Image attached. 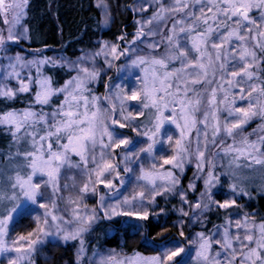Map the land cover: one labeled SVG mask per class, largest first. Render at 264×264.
<instances>
[{
	"label": "snow or ice",
	"instance_id": "6c2138e0",
	"mask_svg": "<svg viewBox=\"0 0 264 264\" xmlns=\"http://www.w3.org/2000/svg\"><path fill=\"white\" fill-rule=\"evenodd\" d=\"M28 4L0 0L5 25L0 28V98L34 96L28 107L0 114L15 149L5 156L10 169L0 171V261L35 264L38 249L77 241L74 264H264V221L257 223L249 214L232 218L240 215L238 199L250 197L238 182L240 172L259 166L264 174V0H137L127 10L140 19L130 40L118 37L123 47L101 40L96 50L75 60H26L15 51L30 39ZM96 7L107 27L111 6L96 0ZM45 65L66 69L69 78L54 86L42 72ZM23 68H35L36 77L29 72L22 78L17 69ZM113 69L115 80L108 75ZM102 74L108 95L101 98L89 85ZM7 79L18 87L4 83ZM255 119L257 128L245 134ZM186 165L195 172L185 188ZM73 168L84 177L81 197L97 194L101 185L105 192L92 208L68 197L66 215L59 203L60 180L62 170ZM221 176L229 181L227 193ZM177 196L179 238L162 236L154 242L157 254L118 259L114 250L109 255L93 250L88 255L84 236L101 220L139 234L144 222L159 215L153 211L160 207L158 198ZM213 209L224 212V224L195 231ZM28 219L32 230L13 238Z\"/></svg>",
	"mask_w": 264,
	"mask_h": 264
},
{
	"label": "trees",
	"instance_id": "16d2710c",
	"mask_svg": "<svg viewBox=\"0 0 264 264\" xmlns=\"http://www.w3.org/2000/svg\"><path fill=\"white\" fill-rule=\"evenodd\" d=\"M107 1L111 6L113 19L110 27L104 29L100 23L102 19L95 0H29L25 23L29 29L30 39L29 43L23 45L33 50L45 48L48 53L56 52L66 58L74 59L93 48L100 38L116 40L121 35H125L126 40H130L135 33L136 14L128 11L127 6L135 4L136 0ZM2 24L3 21L0 19V28ZM121 43L122 47L123 42ZM64 75L62 70H59L54 81L61 82ZM98 90L104 91V88ZM32 102V98L28 95L19 96L14 101L0 99V114L10 109H24ZM10 139L6 128L0 127V160L2 161L6 160L5 156L9 150L14 149L13 146L9 148ZM158 201L165 213L159 216L160 219L158 216H151L149 221L144 222L139 234L127 229L126 226L121 227L102 220L90 236L89 240L93 244L91 246L119 245L118 240L122 238L124 248L130 253L156 254L158 249L154 247V242L159 241L162 236L179 238L177 230L170 221L175 203L169 198L166 201L163 199ZM257 209L264 217V197L259 198ZM164 215L166 216L163 225L167 226L166 229L160 224ZM29 221V219L23 221L18 225V229L27 231ZM110 231L113 236L108 238ZM63 258L70 259L67 248H61L51 255L50 261L39 259L37 264H61Z\"/></svg>",
	"mask_w": 264,
	"mask_h": 264
},
{
	"label": "rangeland",
	"instance_id": "374dc122",
	"mask_svg": "<svg viewBox=\"0 0 264 264\" xmlns=\"http://www.w3.org/2000/svg\"><path fill=\"white\" fill-rule=\"evenodd\" d=\"M136 2H137V0H136ZM136 2H135V4H136ZM166 2H167V0H166ZM107 3L109 4L108 1H107ZM95 4H96V0H95ZM135 4H132V6H135ZM100 15H101V19H102L101 11H100ZM111 15H112V12H111ZM9 19H11V17H9ZM25 19H26V17H25ZM139 19H140V17L136 15V19L134 21L135 32L137 29V23L136 22ZM111 24H112V21L110 22V24L107 27L103 26V28L108 29ZM3 27H5L4 24H2V28ZM26 27H27V25H26ZM101 40L109 41V42L117 43V44L121 43V41L118 38L116 40H110L107 38H100L98 41H101ZM23 43H26V44L29 43V39L22 41L20 43V46L15 48V51L19 52L22 56H24L26 60H32L34 58H40L41 56H46V57L53 58V59H56L58 57L63 56L62 54H57L56 52L48 53L47 49H45V48L36 49V50L28 49L23 45ZM97 48H98V44L96 43V45L93 48L85 51L83 54H85L87 52L94 51ZM160 51H163V47H161ZM63 57H66V56H63ZM75 59L76 58H74L72 60H75ZM121 62H123V58H121V61H118L117 64H119ZM4 63H6V62H4ZM101 64H102V57L97 58V66H100ZM17 70L20 71L22 78H26L27 75L29 74V72L31 73L32 77H34V78L36 77L35 68H31V69L23 68V69H17ZM59 70H62V72L65 75H64L63 80L61 82H55L54 79H55ZM42 72L45 75L50 76L52 78L54 86L62 85L63 82L69 78V73L67 72L66 69H60L57 67H53L52 65L43 66ZM74 74L75 73H72V75H74ZM108 75L111 76L113 78V80H115L117 78V73L115 72V69L110 71L108 73ZM3 76H4V72L2 70H0V78H2ZM57 78L60 81V76ZM3 82L10 85L13 88L18 87V83L15 79H7V80H4ZM106 83H107V80L102 74L101 79L96 83L90 84L89 87L92 90L94 95L102 98L105 95H108V92L106 91V88H105ZM98 88H104V91H99ZM33 89H35V85H33ZM27 95L30 96L32 98V100H34V96L31 92L20 94L17 97L27 96ZM0 99H3V98H0ZM27 100L29 101L30 99L28 98ZM7 101H10V100H7ZM99 103H100L102 108L108 107V102L103 100V99H101L99 101ZM239 106H242V102L237 100V107H239ZM44 110L48 111L49 109L45 108ZM222 115H226V114H222ZM259 123H260V121L258 119L250 121L249 124L246 126L245 134L252 132L253 129L257 128ZM0 127H3V126H0ZM7 132H8V130H7ZM133 135H134V133H133ZM251 138L254 139L255 137L253 136ZM228 142L230 143L231 141H228ZM9 145H11L9 148H11L13 146L12 141H10ZM22 147H23V145H22ZM14 150L15 149H13V151ZM164 154H170V152L164 153ZM157 155L159 156V155H161V153L158 152ZM78 159H79L78 157L73 156L74 161L78 160ZM148 163H149V161H145L146 166ZM10 167H11V165H10L9 161L0 160V171L7 172L10 169ZM89 167H91V164L89 165ZM165 167L167 168L168 166L166 165ZM194 172H195V168L193 165H186L185 166L184 174H183V176H181V185L183 187L186 188L189 181H192L194 179V177H193ZM83 182H84V177L81 175V173L78 169L73 168L70 170L69 169L62 170V176H61L60 184H61V195H62L63 199H61L59 201V203H60L61 208L65 211L66 215L68 214V212L70 211V208H71V205L68 204V197H72L73 199L80 198L83 200L84 205H86L89 208H92L98 204L99 195L104 194V192H105L104 186L101 185L98 188L97 194L93 195L92 193H87L81 197L79 189L82 186ZM238 182L242 183L246 188H248V190L250 192V197L249 196H243V197H240L238 199V204L240 205V208L237 211L240 213V215L237 216L235 213H233V215H232L233 220L240 219L244 214H249L250 218L254 219L257 223L264 221L263 215L257 209L259 198L264 197V192L259 191L260 185L264 184V174H262L259 171V166H256V168H254V169L244 168L240 172V180ZM196 183H197V187L202 190V182L196 181ZM221 183L223 184V191L225 193H227L229 181L226 180V178L224 176H221ZM65 184H67L69 187L64 188ZM45 195H49V193L46 192ZM216 198L217 199H223V198H228V197L227 196H223V197L217 196ZM159 199L160 198H158V200ZM189 199H194V194H192L191 192L189 193ZM169 200H173V202L175 203V208L172 209L173 217L170 220L171 224H173V227H174V224L181 219L180 213L178 212V209L181 207V203H180L178 196L174 197V198L169 197ZM159 205H160V207L153 209L154 213L159 214L158 217L165 213V210L163 213L160 212V209L162 208L160 202H159ZM224 215L225 214L222 210L217 211L216 209H213L212 211H210L207 214V218L205 220L204 226L203 227H197L194 230L195 231H213L214 230L213 225H223L224 224V218H223ZM165 216L166 215L163 216L164 219L160 222V224H162V225L165 223ZM212 216H215V217L212 218ZM160 218L161 217H159L158 219H160ZM158 219H157V221H159ZM29 220L30 221L28 224L27 231L20 230V229H18V226H17L16 231L11 234L13 238L16 235L27 234V232L32 230V228L34 227V222L31 219H29ZM98 224L95 225L93 227V229L90 232L86 233L84 236L85 246L88 249V255L89 256L92 255L93 250H97L99 252H102L105 255L113 254L112 250H114V252L116 254H119L117 257L118 259L125 258V257H132L135 254V253L128 252L124 248V243H123L122 238L118 240L119 245H117V244L109 245L108 244V245H104L103 247L91 246L92 243L89 239H90V236L92 235V232L96 229ZM24 226H26V225H24ZM174 228L178 232V229L176 227H174ZM109 233L110 234H109L108 238H111L113 236L112 231H110ZM185 233H186V235L189 234V229L187 227H185ZM78 247H79V243L77 241L69 242L67 245H64V246L48 244L45 247L38 249V251L35 253L33 259L35 261V264H37L39 259L41 261H45V260L50 261L51 255L55 254L61 248H63V249L67 248L70 259L69 258H63L61 264H74L75 259H76V250ZM142 255L143 256H152L155 254H142ZM0 264H4V262L0 261Z\"/></svg>",
	"mask_w": 264,
	"mask_h": 264
},
{
	"label": "flooded vegetation",
	"instance_id": "af4514ba",
	"mask_svg": "<svg viewBox=\"0 0 264 264\" xmlns=\"http://www.w3.org/2000/svg\"><path fill=\"white\" fill-rule=\"evenodd\" d=\"M121 44H122V43H121ZM121 44H120V45H121Z\"/></svg>",
	"mask_w": 264,
	"mask_h": 264
}]
</instances>
